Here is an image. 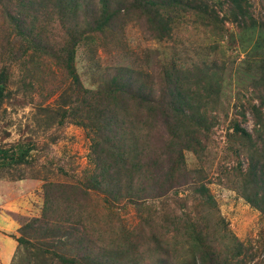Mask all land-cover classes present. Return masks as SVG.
<instances>
[{
	"label": "rangeland",
	"instance_id": "1",
	"mask_svg": "<svg viewBox=\"0 0 264 264\" xmlns=\"http://www.w3.org/2000/svg\"><path fill=\"white\" fill-rule=\"evenodd\" d=\"M95 2L0 0V264H264V0Z\"/></svg>",
	"mask_w": 264,
	"mask_h": 264
},
{
	"label": "trees",
	"instance_id": "2",
	"mask_svg": "<svg viewBox=\"0 0 264 264\" xmlns=\"http://www.w3.org/2000/svg\"><path fill=\"white\" fill-rule=\"evenodd\" d=\"M78 1L77 0H65V3H66V5H69L71 7H75L76 12L82 6L90 18L93 17V19L97 20V18L99 17L100 8L97 6L95 0L90 2V5H89V2H87L86 0H84V1L78 0ZM95 4H96V6H95ZM199 6H200V4L195 5V8H197L196 10L199 9L198 11H202V12L206 11V10H201ZM8 11L12 12L10 9H8ZM93 22L95 23L96 21H93ZM8 154L9 153L7 151L0 152V164L6 163L7 158H9ZM10 156L13 157V155H10Z\"/></svg>",
	"mask_w": 264,
	"mask_h": 264
}]
</instances>
